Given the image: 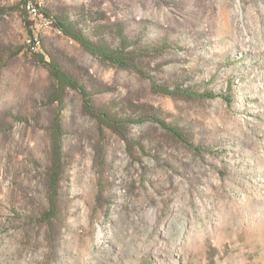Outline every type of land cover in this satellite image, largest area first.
<instances>
[{"label": "rangeland", "instance_id": "1", "mask_svg": "<svg viewBox=\"0 0 264 264\" xmlns=\"http://www.w3.org/2000/svg\"><path fill=\"white\" fill-rule=\"evenodd\" d=\"M39 1L140 69L103 62L22 0H0V264H264V0ZM27 21L46 60L96 107L131 119L124 135L53 81L26 44ZM143 112L201 153L135 122Z\"/></svg>", "mask_w": 264, "mask_h": 264}, {"label": "trees", "instance_id": "2", "mask_svg": "<svg viewBox=\"0 0 264 264\" xmlns=\"http://www.w3.org/2000/svg\"><path fill=\"white\" fill-rule=\"evenodd\" d=\"M28 1L29 0H22L24 13H28L25 9V6ZM33 1L39 2L38 7L40 14L38 18H44L46 19V21H50L51 23H53L54 26L58 28L63 34L80 43L83 46V48L87 50L90 54L100 58L103 62H109L112 65L140 69L138 63L135 62V57L133 56V53L131 51L127 52V54L124 55L123 54V51L125 50L124 48L111 47L105 39H101L100 41L97 42L92 40L84 33L82 29L72 25L67 19L57 14H51L48 11L43 10L39 0H33ZM27 26H28L27 29L29 35H33V37L35 35H38V38L40 39V44H39L40 52L39 53H35L34 51L31 52L37 54L36 57L38 63L44 65L47 68L53 81L56 84H58L61 88H71L78 91L83 97V104H84L83 106L86 112L91 114L93 117L97 118L101 124L110 127L114 131L124 135L122 130L125 129L126 123L131 119L130 118L126 119L124 117H121L118 114L112 113L104 108L101 109L96 107L92 103L91 94L87 86H85L73 74L67 71L61 65L60 61L56 57L51 56L49 60L45 59L43 52L44 51L43 41L41 39V36L33 31V26H34L33 21H27ZM27 38L28 35L26 39ZM153 87L155 88V90L159 92H164L170 95L184 94L190 98L194 96H202V95L206 97L212 96L210 92L202 93V94H198L196 92H189V91L187 92L185 90L180 92L178 89L176 90V89H171L164 85H158L156 82L154 83ZM134 121L138 123H143L146 121L157 123L160 126H162L165 131H167L169 134L175 137L177 140L181 141L183 144L194 149L195 151L201 153L200 147L198 145H195L186 134L181 132L177 126L165 122L164 119L156 112L150 114L143 112L141 115L138 116L137 119H134ZM58 142L59 143L61 142L60 138L58 139ZM63 169H64V163L62 162L61 157L60 156L55 157L49 169V177H50L49 186L52 190L55 191L57 190V187L61 181Z\"/></svg>", "mask_w": 264, "mask_h": 264}, {"label": "built area", "instance_id": "3", "mask_svg": "<svg viewBox=\"0 0 264 264\" xmlns=\"http://www.w3.org/2000/svg\"><path fill=\"white\" fill-rule=\"evenodd\" d=\"M38 3L33 0H29L25 6L26 11L32 17L33 19L38 18L40 11L38 7ZM46 20V19H45ZM47 23H51L50 21H47ZM27 46L30 51L40 52L39 51V40H33V35H28V43Z\"/></svg>", "mask_w": 264, "mask_h": 264}, {"label": "bare ground", "instance_id": "4", "mask_svg": "<svg viewBox=\"0 0 264 264\" xmlns=\"http://www.w3.org/2000/svg\"><path fill=\"white\" fill-rule=\"evenodd\" d=\"M33 40H39V44H40V39L38 38V35H35L33 37ZM26 43H28V38L26 39Z\"/></svg>", "mask_w": 264, "mask_h": 264}]
</instances>
